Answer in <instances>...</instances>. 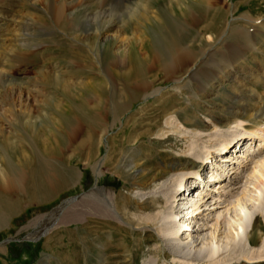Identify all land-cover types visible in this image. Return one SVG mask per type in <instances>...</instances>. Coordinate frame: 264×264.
I'll use <instances>...</instances> for the list:
<instances>
[{
    "label": "rangeland",
    "instance_id": "1",
    "mask_svg": "<svg viewBox=\"0 0 264 264\" xmlns=\"http://www.w3.org/2000/svg\"><path fill=\"white\" fill-rule=\"evenodd\" d=\"M23 1L26 4L23 13L27 14V23L31 26L26 30L28 33L25 39L28 42H22L15 37L18 26H11L8 34L3 22L0 21V29H4L8 34L5 42H12L17 46L16 50L27 52L17 55L8 63L12 67L8 71V79L12 83L14 81L9 86L16 85L15 90L17 85L26 87L25 100L21 105L28 100L30 108L34 111L33 115L50 114L53 112V104L59 103L61 111L67 109L72 114H77L83 130L75 139L68 141L66 130L73 127L74 121L73 117L64 116L63 112H60L63 116L59 120L60 129L57 130L53 128L50 120L44 118L32 119L29 121L31 123L29 127L26 126L25 118L3 124L11 135L10 140H0V169L7 177L21 175L24 183L21 191L4 193L1 189L0 173V264H142L143 260L151 256L154 248L153 238L159 232L150 228L132 229L116 222L113 227L103 229L101 225H105L104 221L111 220L91 214L89 199L76 204L71 210L69 209L73 205L63 211L73 220L48 227L43 231L46 234L34 242L11 241L3 244L2 241L9 237L21 238L31 232L33 229L31 223L37 217L48 212L62 200L92 188L95 185L92 167L108 155L110 157L101 166L97 185L114 192V200L118 207L126 200L131 201V205L137 198L131 189L133 175L138 172V167L133 166L138 157H145L150 153L151 156L146 160L149 168H154L164 161L161 153H157L162 150V144L152 138L155 135L141 133L148 128H152L153 133L157 129L156 126H163L166 115L164 111H175L180 119L189 125L201 126L203 121H206L205 113H215V117L224 121L231 116L232 111L237 113L243 108L247 110L249 105L258 102L257 94L264 93V25H258L262 23L260 22L256 24L257 26L254 25L256 27L254 28L247 23L245 16L264 21V0H216L220 13L207 10L206 0H179L173 2L171 7L166 0H54L52 4L55 8L61 7L64 1L67 5L65 16L60 22L54 21L51 17L48 3L52 0H0V18L5 15L15 16L17 22H22L18 13L22 10L20 4ZM214 2L211 0V3ZM142 4L147 5L150 10V14L145 16L147 20L142 18L145 14L141 9ZM190 8L195 10L199 20L201 18L200 25H187L188 22H183L184 13ZM132 9L135 10V18L130 15ZM206 11L210 13L204 19L203 14ZM93 14L97 16L95 22L92 19L90 21ZM208 23H211L213 34L215 33L211 41L213 44H217L221 37L239 45L248 39L254 41V47L247 49L244 56L235 62V66L240 70L248 69L250 76L241 73L238 76L244 78V81L241 79L240 83L230 81L227 78L229 72L217 68L221 63L218 56L224 53L226 57L231 55L227 50H223V53L220 52L216 56L214 61H217V64L215 62L212 70L219 74L216 82H221V78H224V83L222 82L219 87L216 82L212 83L205 94L210 95L198 100L193 97V88H184L182 92H178L173 89L171 81L162 77V73L155 77L153 72V87L170 93L163 96L162 102L161 100L157 102L156 96L138 95L118 114L114 124L109 114L107 123L111 127L108 128V136L97 145V139L91 138L87 133V128L93 123L91 110L84 101L88 92L78 87V84L77 87L68 84L65 86L63 82L89 81L94 86H91V96L95 90L108 87L105 83L108 79L107 74L111 71L106 65L110 60L111 41H103L104 35L113 33L118 26L121 28L124 26L123 34L130 36L133 29L138 28L147 36L148 46L152 47L162 38L171 37L188 42L195 40L199 35L207 37V33H204L206 31L200 29ZM228 23L230 27L226 30ZM103 25H107V30H102ZM238 27L248 28L249 34L242 37L238 33ZM95 32H100L98 37L94 36ZM42 72L46 73V76ZM53 76L60 81V86L63 85L59 86V89L55 87ZM5 83L0 81L2 95L6 91ZM15 92L13 96L18 98V91ZM105 93L106 91L103 95ZM17 103L19 104L18 101ZM229 106L233 108L230 109ZM236 106L241 108L237 110L234 108ZM135 134L138 135L135 141L128 140ZM110 139H114L113 143ZM174 139L175 137H171L164 146L173 144ZM27 158L29 160H26ZM236 159L233 156V161ZM46 162L50 163L49 166L57 173L52 185L43 180L39 170L41 164H48ZM190 192L193 190L190 189L188 193ZM208 202L212 203L210 199ZM178 203V206L183 205L181 200ZM179 209V207L176 209L177 220L181 214ZM201 218L204 222V217L201 216L193 219L196 229L201 227ZM211 218L209 215L205 216L206 221ZM28 221L29 228L23 229ZM259 224L263 230L260 218ZM40 227L41 225L38 226ZM260 234L258 231L255 233L253 237L255 244H258ZM236 264H264V261Z\"/></svg>",
    "mask_w": 264,
    "mask_h": 264
},
{
    "label": "bare ground",
    "instance_id": "2",
    "mask_svg": "<svg viewBox=\"0 0 264 264\" xmlns=\"http://www.w3.org/2000/svg\"><path fill=\"white\" fill-rule=\"evenodd\" d=\"M166 1L171 7L173 2L179 0ZM214 1L211 3V0H206L207 10L220 13L217 1ZM53 2L54 0L48 3L51 17L54 21L60 22L65 16L66 2H62V6L58 8L53 6ZM20 5L22 10L19 11L18 17L22 22H17L14 19L15 16L8 17L6 15L1 16L0 21L3 22L7 33L11 30V26H18L17 33L14 32L15 37H18L22 42H28L25 39L28 33L26 30H29L31 26H28L30 23H27V14L23 13L25 1ZM141 9H143V14L145 13L142 16L144 19L150 10L144 4H142ZM130 11L131 17H134L135 10ZM209 13L206 11L203 18L205 19ZM184 14L183 22H188L187 25L201 24L199 22L201 18L200 20L197 18V13L193 8ZM245 17L248 20L247 23L253 27L260 22L262 23L258 25H264L263 19ZM96 18L97 16L93 14L90 21L92 19L95 22ZM103 26L102 30H107V25ZM123 27L118 26L113 33L104 35L103 41H111V46H109L111 48L109 51L110 60L106 65L111 72L107 74L108 79L105 84L108 87L106 86V89L101 87L95 90L91 96V82H63V85L76 86L78 84V87L88 92H86L84 101L89 106L88 109L91 110L93 123L91 126L88 125L90 128L87 126V133L91 135V138L97 139V145L108 136V128L111 127L107 123L109 114L112 116L114 124L115 120L118 119V114L123 112L129 105V101L138 95L156 96V101L159 102L163 96L170 93L162 92L161 89L153 87V72L155 77L162 73V77L171 81L173 89L178 92H182L184 88H193V97L198 100L209 96L210 94L205 95L206 90L219 79V74L212 68L215 62L217 64V61H214L216 56L220 52L223 53V50H227L231 55L226 57L224 53L218 56L219 59H217L221 63L217 65V68L229 72L227 78L230 81L240 83L241 78L238 75L241 73L249 75L248 69L240 70L235 66V62L244 56L247 49L254 47V41L248 39L245 40L244 44L239 45L221 37L217 44H213L211 41L215 33L213 34L211 23L203 25L200 29L206 31L204 33H207V37L199 35L195 40L188 42L171 37L162 38L152 47L148 46L147 36L143 35L138 28L133 29L132 35L125 36ZM229 27L230 23H228L226 30ZM238 28V33L242 37L250 32L248 28ZM5 31L0 29V81L7 84L4 95L0 94V140H10L11 135L9 131L5 130L3 124L23 118L26 119L27 127L31 125L29 121L32 119L44 118L51 121L55 130L60 129L59 120L63 116L60 112H63L64 116L73 117V127L66 130V138L68 141L75 139L77 135H80L78 133L83 130L77 114L74 115L67 109L64 110L65 112L61 111L60 104L55 103L53 104V112L50 114L33 115L34 111L30 108L28 100L21 105L25 100L26 87L21 85L18 87L19 85H17L18 98L13 96L14 93L16 94L14 88L16 85L9 86L14 81L12 83L8 79V71L12 68L11 64L8 65V63L17 55L27 52L16 50L17 46L12 42H5L7 41L6 35L9 34ZM99 33L95 32L94 36L98 37ZM23 61L26 60L23 59ZM53 78H55L56 89H59L60 81L55 76ZM221 79V82H216L218 87L224 81V78ZM241 80L244 81L245 79L242 78ZM104 91H106V95H103ZM257 97L258 102L249 105L247 110L243 108L237 113L232 111L231 116L224 121L215 117V113H205L206 121L204 120L201 126L189 125L181 120L175 111H164L166 115L163 126H156L157 129L153 133L152 128L141 132L150 136L155 135L152 138L162 144V150L160 152L155 150V152L161 153L164 161L162 160L154 168H149L146 160L149 159L148 156H151L150 153L147 154L148 156L140 155L141 157H138L139 159L133 165L138 167V172L133 175L134 182L131 189L134 190L138 199H134L131 205V201H123L121 207H118V203L114 200V192L97 185V180L101 175V166L110 157L108 155L92 167L95 185L86 192L79 194L76 199H71L63 211L72 205L73 207L69 210L78 203L91 200V214L111 220L104 221L105 225H101L103 229L113 227L115 222L132 229H156L159 234L153 238L154 248L151 251V256L143 260L142 264H236L264 261V93L262 95L258 93ZM27 98L28 95H26ZM232 108L230 107V109ZM234 108L238 110L241 107L236 106ZM137 136L136 134L132 135L128 140L135 141ZM171 137H175L174 143L164 146ZM110 141L113 143L114 139H110ZM233 156L237 158L234 161ZM49 165L50 163L41 164L39 170L43 180L52 185L57 173ZM207 167L209 171L205 174L203 169ZM0 173L1 189L4 193L21 191L20 188L24 183L21 175L7 177L1 169ZM190 189L195 193H188ZM209 199L212 203L208 202ZM179 200L185 209L179 210L182 214L177 220L176 209L179 207ZM190 201L191 203H189ZM63 211L48 219L47 216L49 215L43 214L37 217L31 225L38 223L36 225L37 232L42 231V229L44 231L52 225L73 220L67 215V212ZM207 215L212 217L208 221L205 220ZM196 216L204 217V222L201 218V227L198 229L194 227L195 224L193 225V219ZM259 218L263 223V230H261ZM197 219L199 218L197 217ZM40 225L41 227L38 228ZM257 231L261 234L258 244H255L253 237Z\"/></svg>",
    "mask_w": 264,
    "mask_h": 264
},
{
    "label": "water",
    "instance_id": "3",
    "mask_svg": "<svg viewBox=\"0 0 264 264\" xmlns=\"http://www.w3.org/2000/svg\"><path fill=\"white\" fill-rule=\"evenodd\" d=\"M91 188V187H90ZM87 191V190H86ZM84 192V191H83ZM82 192L80 193H77L69 198H66L64 200H62L59 204H57L56 206H54L52 209H50L48 212H45L43 214H46V215H49L47 216V219L49 217H52V216H55V215H58L60 214L64 209L65 207L67 206L68 202L71 201V199H76L78 197L79 194H81ZM46 221V220H45ZM44 221V223H45ZM47 222V221H46ZM43 223V224H44ZM49 223V222H48ZM36 225L37 224H34L32 227L35 228L34 230L32 229L31 232H28L26 233L24 236H22L21 238H13V237H9V238H6L4 241H2L3 244H7L8 242H11V241H36L40 238L41 235H44L46 234L45 232H43V229L42 231H37L36 232ZM29 226V221L27 222V224H25L22 228L26 229L27 227ZM29 228V227H28Z\"/></svg>",
    "mask_w": 264,
    "mask_h": 264
}]
</instances>
